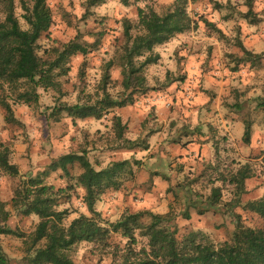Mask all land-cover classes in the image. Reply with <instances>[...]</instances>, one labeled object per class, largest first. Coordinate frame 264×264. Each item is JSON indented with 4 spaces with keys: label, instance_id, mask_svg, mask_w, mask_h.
Masks as SVG:
<instances>
[{
    "label": "clouds",
    "instance_id": "clouds-1",
    "mask_svg": "<svg viewBox=\"0 0 264 264\" xmlns=\"http://www.w3.org/2000/svg\"><path fill=\"white\" fill-rule=\"evenodd\" d=\"M0 264H264V0H0Z\"/></svg>",
    "mask_w": 264,
    "mask_h": 264
}]
</instances>
